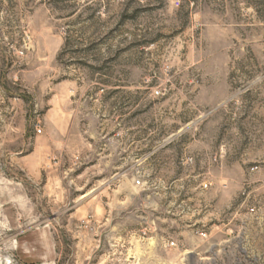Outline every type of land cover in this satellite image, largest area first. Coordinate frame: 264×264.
I'll use <instances>...</instances> for the list:
<instances>
[{"label":"rangeland","instance_id":"1","mask_svg":"<svg viewBox=\"0 0 264 264\" xmlns=\"http://www.w3.org/2000/svg\"><path fill=\"white\" fill-rule=\"evenodd\" d=\"M0 264H264V0H0Z\"/></svg>","mask_w":264,"mask_h":264},{"label":"built area","instance_id":"2","mask_svg":"<svg viewBox=\"0 0 264 264\" xmlns=\"http://www.w3.org/2000/svg\"><path fill=\"white\" fill-rule=\"evenodd\" d=\"M176 4H178V3H176ZM155 93L156 94H159V91H156ZM37 131L40 132V130H37ZM136 184L138 185L139 184V181L136 182ZM199 236L202 237V238H205L206 237V234L203 233V232H199ZM171 245H173V244L171 243Z\"/></svg>","mask_w":264,"mask_h":264}]
</instances>
